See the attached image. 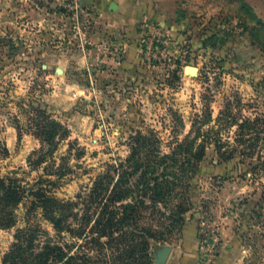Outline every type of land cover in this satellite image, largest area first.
<instances>
[{"label": "rangeland", "instance_id": "1", "mask_svg": "<svg viewBox=\"0 0 264 264\" xmlns=\"http://www.w3.org/2000/svg\"><path fill=\"white\" fill-rule=\"evenodd\" d=\"M212 5V16L191 22L195 31L139 22L132 28L137 36L129 37L136 50L127 56L122 37L130 30L108 26L95 3L0 0V176L30 187L43 175L55 181L56 198L75 202L130 155L138 134L149 138L158 159L183 144L167 160L166 172L177 176L202 147L203 156L175 180L167 205L157 206L164 226L159 213L143 212L140 224L151 220L161 232L149 240L152 264L164 246L171 248L165 264H264V17L246 3L230 2L227 14ZM38 109L68 133L32 167L41 146ZM182 199L188 210L171 228L166 217ZM28 208L26 198L15 208V224L0 227V262L16 230L30 223L45 230L41 243L97 255L85 236H59ZM67 222L77 226L72 217Z\"/></svg>", "mask_w": 264, "mask_h": 264}, {"label": "trees", "instance_id": "2", "mask_svg": "<svg viewBox=\"0 0 264 264\" xmlns=\"http://www.w3.org/2000/svg\"><path fill=\"white\" fill-rule=\"evenodd\" d=\"M33 121L34 134L41 146L34 151L29 163L37 167L52 156L58 143L56 138H65L68 130L40 109ZM245 125L240 127L243 129ZM148 141V137L136 135L130 155L98 175L89 191L83 196L79 194V201L75 202L56 198L50 190L55 181L43 175L38 176L30 187L11 177L0 176V227L15 224V208L28 198L30 213L39 211L41 218L51 222L59 236L63 231L85 236L88 248L97 254L95 257L86 252L68 254L67 245L59 241L41 243L39 237L45 230L38 223H30L16 230L15 241L0 264H152L149 240L158 238L161 232L151 224V220L145 225L140 224L143 212L148 211L149 215L159 213V225L164 226L161 219L165 213L157 206L167 205L177 184L175 180H180L185 170L192 168L204 151L202 147L197 148L188 158L186 167H181V175L177 176L173 171L166 172L167 160L181 152L183 144H178L173 155H163L158 159L157 149ZM186 150H189L188 147ZM161 164H164V171L158 173ZM53 174L58 178L55 172ZM80 203L83 210L78 215L74 210ZM187 210L188 205L183 199L171 209L166 217L171 222V228L182 224V216ZM71 217L77 226L67 222ZM109 251L111 257H107Z\"/></svg>", "mask_w": 264, "mask_h": 264}, {"label": "crops", "instance_id": "3", "mask_svg": "<svg viewBox=\"0 0 264 264\" xmlns=\"http://www.w3.org/2000/svg\"><path fill=\"white\" fill-rule=\"evenodd\" d=\"M95 3L100 16L108 20V26L125 28L130 32L122 37L125 42V51L130 56L136 50V44L129 37L137 36L133 26L141 21L155 20L163 29L177 31L180 27L189 24L199 16H212L215 7L213 1L220 3V9L228 8L230 2L250 5L259 17H264V0H79ZM115 6V10L110 7ZM229 10H226V14ZM189 20V21H188ZM193 23V22H192ZM116 26V27H115ZM241 32V31H240ZM121 39V38H120Z\"/></svg>", "mask_w": 264, "mask_h": 264}, {"label": "water", "instance_id": "4", "mask_svg": "<svg viewBox=\"0 0 264 264\" xmlns=\"http://www.w3.org/2000/svg\"><path fill=\"white\" fill-rule=\"evenodd\" d=\"M115 6H111V10H115ZM186 70L190 71L191 73H196L197 69L194 66H187ZM171 248L170 246H164L161 251L158 253V255L155 258V264H165L169 254H170Z\"/></svg>", "mask_w": 264, "mask_h": 264}]
</instances>
